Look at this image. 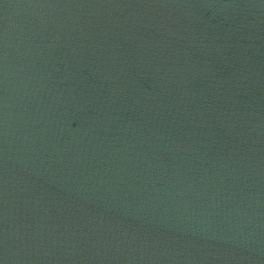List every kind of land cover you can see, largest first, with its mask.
Returning a JSON list of instances; mask_svg holds the SVG:
<instances>
[{
    "label": "water",
    "instance_id": "water-1",
    "mask_svg": "<svg viewBox=\"0 0 264 264\" xmlns=\"http://www.w3.org/2000/svg\"><path fill=\"white\" fill-rule=\"evenodd\" d=\"M0 264H264V0H0Z\"/></svg>",
    "mask_w": 264,
    "mask_h": 264
}]
</instances>
